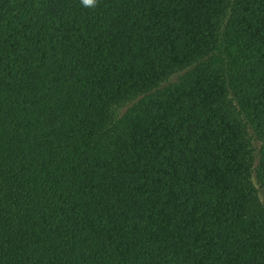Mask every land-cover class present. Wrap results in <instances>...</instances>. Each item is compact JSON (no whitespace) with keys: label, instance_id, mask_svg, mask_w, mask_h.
I'll list each match as a JSON object with an SVG mask.
<instances>
[{"label":"trees","instance_id":"obj_1","mask_svg":"<svg viewBox=\"0 0 264 264\" xmlns=\"http://www.w3.org/2000/svg\"><path fill=\"white\" fill-rule=\"evenodd\" d=\"M0 264H264V0H0Z\"/></svg>","mask_w":264,"mask_h":264},{"label":"clouds","instance_id":"obj_2","mask_svg":"<svg viewBox=\"0 0 264 264\" xmlns=\"http://www.w3.org/2000/svg\"><path fill=\"white\" fill-rule=\"evenodd\" d=\"M84 2L90 5L93 3V0H84Z\"/></svg>","mask_w":264,"mask_h":264}]
</instances>
